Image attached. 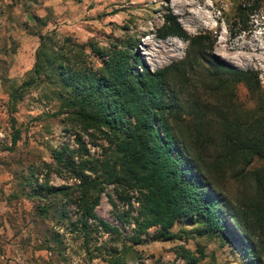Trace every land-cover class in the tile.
Here are the masks:
<instances>
[{
  "label": "trees",
  "instance_id": "obj_1",
  "mask_svg": "<svg viewBox=\"0 0 264 264\" xmlns=\"http://www.w3.org/2000/svg\"><path fill=\"white\" fill-rule=\"evenodd\" d=\"M158 35H176L188 43L182 58L151 69L132 50L137 43L133 39L120 46L99 45L38 32L33 65L11 90V108L32 83L55 84L69 106L67 119L84 131L91 128V135L99 133L108 145L102 155H92L77 134L84 154L75 158L74 149L62 143L52 150L55 164L48 169L67 172L76 181L33 183L36 167L29 165L24 174L25 185L31 186L28 194L53 201L51 210L62 220L68 217L67 200L75 203L80 210L76 226L88 233L93 218V229L113 241L125 237L138 242L151 225H158V236L174 238L180 235L170 229L175 221H197L203 232L229 235L243 245L246 241L248 259L264 264V90L259 73L208 58L213 56L211 37L189 35L172 13L163 15ZM196 75L198 84L191 82ZM239 83L254 102L248 108L238 101ZM183 110L191 114L190 123H185ZM228 181L235 184L232 192ZM108 185L128 203V191L136 194V214L117 213L121 221L126 216L133 221L131 233L124 234L121 226L95 211L102 193L115 203ZM38 211L50 217L49 209ZM102 248L109 264H127L131 244ZM181 252L189 263L198 264L190 250L182 247Z\"/></svg>",
  "mask_w": 264,
  "mask_h": 264
},
{
  "label": "rangeland",
  "instance_id": "obj_2",
  "mask_svg": "<svg viewBox=\"0 0 264 264\" xmlns=\"http://www.w3.org/2000/svg\"><path fill=\"white\" fill-rule=\"evenodd\" d=\"M166 13L174 14L189 35L211 37L213 56L208 58L257 70L264 90V0H0V264H109L102 246L111 243L118 248L131 244L125 253L127 264H191L182 255V247L196 256L198 264H256L243 248L248 247L246 241L243 245L229 235L203 232L200 223L188 219L170 227L180 233L174 238L158 236V225H151L138 242L125 237L113 241L101 229H93V218H89L91 229L84 233L76 226L80 210L75 203L67 200L68 217L58 219L51 210L53 201L32 198L31 186L24 183L29 165L36 167L33 183H74L76 179L67 172L50 171L48 164H55L52 150L62 143L74 149L75 158L84 154L78 149L77 134L92 155H102L108 145L99 133L91 135V128L84 131L67 119L69 106L55 84L32 83L11 108V90L33 65L38 32L77 42L91 39L99 45L120 46L133 39L137 43L132 50L156 69L182 58L188 43L176 35L159 37ZM197 77L191 82L198 84ZM198 91L206 95L203 89ZM236 91L242 107L253 105L242 83ZM181 115L185 123L192 121L186 110ZM14 134H18L15 141ZM227 185L232 192L234 182ZM106 190L115 203L102 193L96 213L121 226L124 234L131 233L135 225L128 218L137 212L136 194L128 191V203L119 199L111 185ZM43 207L49 209L50 217L40 216L38 210ZM126 211L130 217L121 221L117 213Z\"/></svg>",
  "mask_w": 264,
  "mask_h": 264
}]
</instances>
